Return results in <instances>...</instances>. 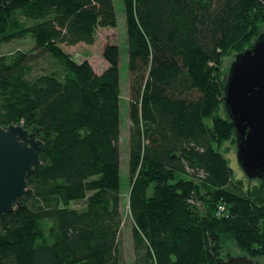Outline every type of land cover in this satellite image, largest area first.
I'll use <instances>...</instances> for the list:
<instances>
[{"label": "trees", "instance_id": "trees-1", "mask_svg": "<svg viewBox=\"0 0 264 264\" xmlns=\"http://www.w3.org/2000/svg\"><path fill=\"white\" fill-rule=\"evenodd\" d=\"M121 2L135 245L149 264H225V240L264 258V198L234 182L221 150L234 127L219 114L223 59L262 34L264 0ZM116 25L113 0L0 6V44L33 42L32 53L0 56V127L21 125L43 146L21 205L0 221V264H121L119 47H104L99 75L62 48ZM43 54L62 79L27 78Z\"/></svg>", "mask_w": 264, "mask_h": 264}, {"label": "water", "instance_id": "water-1", "mask_svg": "<svg viewBox=\"0 0 264 264\" xmlns=\"http://www.w3.org/2000/svg\"><path fill=\"white\" fill-rule=\"evenodd\" d=\"M11 0H0V6ZM27 1V0H21ZM223 105L234 127L236 160L248 180L264 179V33L231 62ZM42 143L21 125L0 127V221L21 205L27 177L40 164ZM226 264H259L245 255Z\"/></svg>", "mask_w": 264, "mask_h": 264}, {"label": "rangeland", "instance_id": "rangeland-1", "mask_svg": "<svg viewBox=\"0 0 264 264\" xmlns=\"http://www.w3.org/2000/svg\"><path fill=\"white\" fill-rule=\"evenodd\" d=\"M113 6L116 13L117 25L113 28H98L95 32V41L92 45L78 44L74 47L62 46L63 50L75 62L87 61L93 71L99 75L106 68L107 63L102 58V52L106 45H116L119 47V76H120V198L122 224L120 227V242L122 251L121 264H149L144 256V249L136 246L132 237L133 222L128 207V197L130 192L129 177V82L127 68V37L124 25L123 5L121 0H113ZM260 33H264V26H260ZM33 42L30 38L15 40L7 44H0V56L10 55L15 51L32 53ZM234 54L223 59L222 70L224 81L228 74L231 62L234 60ZM43 74H52L58 78L63 77L64 70L61 64L52 59L48 54H43L34 60L30 66L27 78L33 79ZM219 114L226 117L224 108L221 107ZM235 140V139H234ZM222 152L233 170L234 182H240L242 189L253 190L259 198H264V180H248L237 164L235 141H229L222 145ZM264 226V222H263ZM241 252L237 249L232 240H225L221 247V259L225 262L229 257L239 256ZM259 264H264V258L255 259Z\"/></svg>", "mask_w": 264, "mask_h": 264}, {"label": "built area", "instance_id": "built-area-1", "mask_svg": "<svg viewBox=\"0 0 264 264\" xmlns=\"http://www.w3.org/2000/svg\"><path fill=\"white\" fill-rule=\"evenodd\" d=\"M218 209H219V212H218V214H219L224 210V207L220 206Z\"/></svg>", "mask_w": 264, "mask_h": 264}]
</instances>
